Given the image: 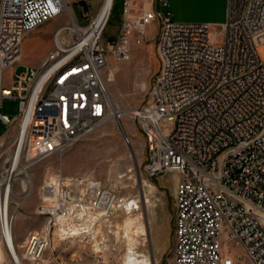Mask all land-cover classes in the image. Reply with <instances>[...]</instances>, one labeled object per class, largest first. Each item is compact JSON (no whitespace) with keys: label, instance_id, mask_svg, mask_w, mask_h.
<instances>
[{"label":"built area","instance_id":"obj_1","mask_svg":"<svg viewBox=\"0 0 264 264\" xmlns=\"http://www.w3.org/2000/svg\"><path fill=\"white\" fill-rule=\"evenodd\" d=\"M155 4L123 0L120 30L106 41L104 26L91 36L59 26L41 67L14 74L7 85L3 74L19 63L24 34L59 16L64 0H0V107L6 98L19 101L15 117L0 113L7 129L16 126L0 178L115 120L108 59H128L130 38L140 42L158 18L159 68L148 102L128 113L144 133L146 173L178 174L172 264H264V60L256 40L264 33V0H227L217 35L209 23L174 21ZM63 30L72 34L71 43L56 39ZM14 180L0 182L3 236L13 226ZM88 185L96 203L105 189L94 180ZM68 195L70 189H60L57 202L40 211L65 212L67 202L69 211L76 204Z\"/></svg>","mask_w":264,"mask_h":264},{"label":"rangeland","instance_id":"obj_2","mask_svg":"<svg viewBox=\"0 0 264 264\" xmlns=\"http://www.w3.org/2000/svg\"><path fill=\"white\" fill-rule=\"evenodd\" d=\"M166 7L155 10L164 13L169 10L172 19L178 22H204L221 18L225 20L227 0H167ZM67 8L61 14L24 34L21 42L22 57L19 63L8 68L3 78L5 84L13 82L14 74L26 69L40 68L43 59L55 47V32L61 25L72 24L74 20L86 28L92 22L103 0H65ZM123 0H114L109 17L102 29L101 39L116 37L122 24ZM222 22L211 23L210 31L221 32ZM159 19H154L145 30L140 42L130 38L128 59L115 61L109 57V66L117 67L110 72L109 92L113 102L123 109L122 125L109 121L95 129L62 151L41 159L16 175L13 183L10 211L13 215L12 230L22 264H122L127 251L124 236L117 237L118 225L127 215L120 206L124 200L134 199L138 208L131 212L133 218L144 224L145 232L134 235L133 251L139 257L148 256L153 264H172L175 221V185L178 174L164 171L148 175L147 149L144 133L139 123L128 113L129 109L141 107L148 102L149 86L159 68L157 52ZM59 38L71 43L73 36L63 30ZM264 60V44L258 49ZM0 113L13 118L19 113V101L15 98L3 100ZM125 133L129 142L125 141ZM16 126L9 127L0 118V173L5 157L13 149ZM58 178L60 189H70L75 207L65 204L67 210L59 214L75 215L83 204L96 216L85 226L87 219L75 216L74 223L81 227L80 233L60 238L57 235L55 214L41 207L51 205L44 201L42 193L51 178ZM22 178L29 185L23 188ZM98 181L105 190L114 194L116 207L103 213L93 205L95 193L89 187L90 181ZM47 184V185H46ZM64 201V199H60ZM72 206V204H71ZM113 208V209H112ZM72 211V212H71ZM86 217V216H85ZM89 220V219H88ZM87 220V221H88ZM84 230V231H83ZM36 234L45 237L46 246L40 255L27 253L28 237ZM6 264H14L8 256Z\"/></svg>","mask_w":264,"mask_h":264},{"label":"bare ground","instance_id":"obj_3","mask_svg":"<svg viewBox=\"0 0 264 264\" xmlns=\"http://www.w3.org/2000/svg\"><path fill=\"white\" fill-rule=\"evenodd\" d=\"M113 1L114 0H103L92 22L86 28L80 27L74 20L72 21L70 27L79 35H83L84 33H87V35L89 36L97 34L102 29V27L104 26L105 22L109 17L111 8L113 6ZM64 8H67L65 0H64ZM60 34L61 33H59L56 36V39L59 38ZM261 35H258L256 37V40L258 42H259V37ZM258 49H259V44L257 46V50ZM21 57H22V52L20 47V55H19L20 60ZM115 69H117V67L115 68L113 66H109V70L112 74L115 72ZM109 99H110L112 111L113 113H116L114 122L122 125V121L119 119L118 115L125 113V111L123 109H120L119 106L113 102L114 100L113 97H111V94ZM21 171L26 172V167L22 166L17 169H15V167L13 168L11 167L8 169L6 173L4 170L3 173L5 174V178H3L4 176L3 174V176L0 178V182H2L4 179H10V177L16 179V175L19 174ZM21 184L22 187L25 189L28 187L29 181L27 180V178H22ZM48 185L52 186V191L48 192L45 187V190L42 193L43 199L44 201H47L49 204H52L54 202L56 203L59 198V190H60L58 178L55 177L49 179ZM97 195H98V201H96V203H93V205L97 208H100L103 213L108 212L109 208L111 207H116V204H114V196H113L114 194L112 192L99 190V194ZM81 205H82L81 210L79 209L78 212L75 213V215L74 213L73 215L71 213L67 215H63V214L58 215L55 212L54 217L57 223L56 232L58 237L64 238L67 236H74L77 233H80L81 227L77 226L74 223L75 216H78L79 218L82 217L87 220L89 219L88 221L86 220L85 222L86 225L82 226V228H89L90 224H88V222L93 221L96 218V216L100 215V213H96L94 215L92 212H90V210L86 206H84L83 204ZM120 206L127 213L123 221L118 225L119 230L116 231L117 237H119L120 235L124 236V239L127 243V251L124 254L122 264H153L148 256L144 255L142 257H139L136 254V252L133 251L132 248V246L136 244V239L134 238V235H141L142 233L145 232L144 224H142L136 218H133L131 215V212L139 207L137 201L134 199H131L130 201L129 199H126L124 200L123 203L120 204ZM32 236L34 237L31 238L30 236L26 240L28 246L26 255H29L31 257L36 256L37 254L40 255L43 248L46 246L45 237H37L36 234H33ZM7 241L10 245V249H8L7 247ZM8 256H10V260L14 264H22L18 252V246L17 243L15 242V236L13 230H11V232L9 231L5 236H3L0 233V264H6L8 262Z\"/></svg>","mask_w":264,"mask_h":264},{"label":"crops","instance_id":"obj_4","mask_svg":"<svg viewBox=\"0 0 264 264\" xmlns=\"http://www.w3.org/2000/svg\"><path fill=\"white\" fill-rule=\"evenodd\" d=\"M226 9H227V4H226ZM225 19H226V14H225ZM224 21L222 22L221 18H216L214 20H209V21H204V22L209 23L211 25V23H218V22H222V24H223ZM259 42L264 43V33L259 37ZM260 46H261V43H259V47Z\"/></svg>","mask_w":264,"mask_h":264}]
</instances>
